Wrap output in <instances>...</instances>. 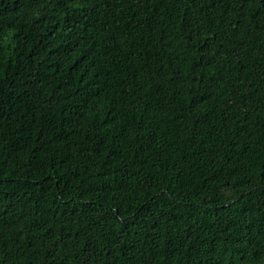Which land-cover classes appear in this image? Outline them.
Returning a JSON list of instances; mask_svg holds the SVG:
<instances>
[{
    "label": "trees",
    "instance_id": "trees-1",
    "mask_svg": "<svg viewBox=\"0 0 264 264\" xmlns=\"http://www.w3.org/2000/svg\"><path fill=\"white\" fill-rule=\"evenodd\" d=\"M0 264H264V0H0Z\"/></svg>",
    "mask_w": 264,
    "mask_h": 264
}]
</instances>
